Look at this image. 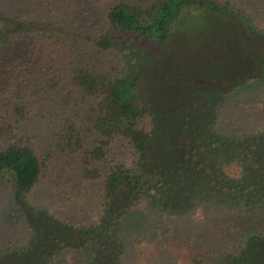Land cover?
<instances>
[{
    "label": "trees",
    "instance_id": "16d2710c",
    "mask_svg": "<svg viewBox=\"0 0 264 264\" xmlns=\"http://www.w3.org/2000/svg\"><path fill=\"white\" fill-rule=\"evenodd\" d=\"M23 1L25 9L0 8V185L11 201L0 219L25 228L17 238L0 234V264H58L68 251L82 252L81 264H122L121 252L133 242L124 233L145 232L131 217L143 199L157 212L151 236L170 229L163 218L175 210L202 202L216 211L220 227L211 222L212 231L191 218L177 225L170 239L187 262L175 264H264V117L251 129L224 130L217 118L216 141H201L211 142L207 150L177 151V165L163 172L170 180L144 125L151 116L143 94L148 59L160 78L224 84L231 99L264 82V26L246 0ZM86 1V11L103 8V29H68L72 20L59 21L68 5ZM114 52L119 62H111ZM46 115L57 117L45 146L30 128ZM123 142L132 164L113 158ZM220 159L235 163L233 175ZM189 169L205 174L207 190H180L192 203L172 208L160 190L189 186L188 179L176 183ZM50 180L69 201L91 197L94 215L74 224L33 202Z\"/></svg>",
    "mask_w": 264,
    "mask_h": 264
},
{
    "label": "rangeland",
    "instance_id": "374dc122",
    "mask_svg": "<svg viewBox=\"0 0 264 264\" xmlns=\"http://www.w3.org/2000/svg\"><path fill=\"white\" fill-rule=\"evenodd\" d=\"M106 3L107 0L101 5H106ZM88 4V1H86L85 3H79L78 6L68 5V7L63 9L65 13L64 17L60 18L59 21L66 23L68 19L72 20L73 24L66 23L68 29L70 27H74L80 31L103 29L105 26L103 8H90L86 11L87 8L84 5ZM245 4L251 14L256 19H259L261 21L259 23L264 26V0H246ZM13 6L25 9L28 5L23 0H0V8L4 11L10 10ZM59 8L60 5L56 7V10ZM76 12H79L77 16H75ZM15 48H8L3 54H9ZM150 50L151 47L148 48V51ZM111 56V62L120 61L121 55L119 53L114 52ZM154 69L151 59H148L142 72L145 84L143 94L146 95L145 99L148 101L151 116L144 125L153 133L152 148L153 151L154 149L156 150L155 155L159 157L163 155L165 157L163 159L165 162L160 163L162 168V172L160 171V173L168 171L173 165H177L173 155L177 151L182 150V148H191L192 146L199 145L202 151L207 150L209 144L216 141V138H213L215 133L212 129L214 128L212 124L217 118L220 128L224 130L232 126L235 129L245 128V126L251 129L254 127L253 124L258 122V119L264 117V82L257 87L256 91L250 88L253 86L251 85L248 86V90L245 91V88H243L235 98L231 99L229 95L224 94L229 89L227 85L199 81H195L189 85H182L171 81L173 80L171 78L164 77L166 78L164 79L158 77ZM0 83H2L1 78ZM56 117L49 118V115H46L38 125L30 128L35 133V136L39 137V140L42 139V143L45 146L46 142L54 136L56 131ZM243 119H246L247 123ZM206 138H211V142H208V147L201 146L200 142H204ZM118 146L113 156L115 162L132 164L135 159L129 144L123 142V144H118ZM168 158L173 160L168 161ZM220 162L225 172L233 175L235 163H227L222 159H220ZM162 177L167 180L172 178L164 173ZM206 178L201 170H187L178 178L176 183L185 185V180L188 179L190 181L189 186H178L173 189V192L169 188L165 189L162 186V190L160 191H163L167 197L165 203L172 205V208L180 207L184 203L190 206L192 201L188 199L189 196L181 193L180 190L187 189L191 192H197L194 194L197 196L198 191L204 192L207 190ZM51 184L50 180L49 184L43 185L36 190L31 200L36 204H41L43 207L48 208L56 216L69 217V220L74 224H82L87 217L94 215V203L91 197L88 196L83 200L74 199L69 201L60 191L53 189V185ZM10 205L11 201L8 192L0 185V214L6 208H9ZM208 206L200 202V204L190 210L182 209L179 210L180 212L175 210L172 214H169V220L163 218V225H166L170 229L165 230L164 226H161V231L151 236L149 233L153 230L149 228V222L152 221L157 212L151 210L149 200L143 199L133 209L134 212L131 217L137 220L139 225L144 226L145 232L143 231L141 234L130 237L125 235L127 233H124V236L127 237L126 241H130L131 239L133 242L130 246L128 244L129 247L125 251L121 252L122 259H125L124 261L122 260V264H164L165 260L168 259H170L169 264L187 262L185 258L186 251H177L173 247L170 236L176 229H179L177 225L179 223L185 225V221H188V218H191L197 225L209 228V231H212L214 226L210 227L211 222H215V226L220 227V220H216L214 217V212L216 211H213ZM23 225L21 221L5 224L4 220L0 219V234L2 237L17 238L18 235L25 231ZM164 234H167L166 238L163 236ZM149 254L152 255L148 257ZM85 257L82 252L68 251L58 264H81Z\"/></svg>",
    "mask_w": 264,
    "mask_h": 264
}]
</instances>
